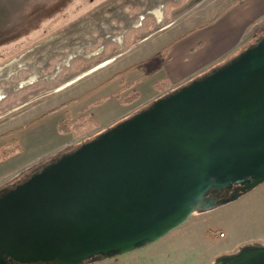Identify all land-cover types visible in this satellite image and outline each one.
Segmentation results:
<instances>
[{
	"label": "water",
	"instance_id": "obj_1",
	"mask_svg": "<svg viewBox=\"0 0 264 264\" xmlns=\"http://www.w3.org/2000/svg\"><path fill=\"white\" fill-rule=\"evenodd\" d=\"M264 182V37L0 192V264H84ZM210 264H264V243Z\"/></svg>",
	"mask_w": 264,
	"mask_h": 264
},
{
	"label": "rangeland",
	"instance_id": "obj_2",
	"mask_svg": "<svg viewBox=\"0 0 264 264\" xmlns=\"http://www.w3.org/2000/svg\"><path fill=\"white\" fill-rule=\"evenodd\" d=\"M238 2L0 0V149L12 138L8 147L19 146L0 160V192L101 133L90 136L120 106L97 99L107 100L117 89L131 95L135 89L136 102L165 86L158 65L169 43L188 31L205 30ZM237 37L227 59L264 37V14ZM136 77L145 79L126 89ZM146 104H133L130 114ZM68 113L79 125L60 132L58 124ZM70 141L72 146H64ZM253 243H264V182L226 205L194 213L154 242L84 264H210Z\"/></svg>",
	"mask_w": 264,
	"mask_h": 264
},
{
	"label": "crops",
	"instance_id": "obj_3",
	"mask_svg": "<svg viewBox=\"0 0 264 264\" xmlns=\"http://www.w3.org/2000/svg\"><path fill=\"white\" fill-rule=\"evenodd\" d=\"M262 14H264V0H240V2L236 3L223 15L224 17L222 16L218 22L212 23L211 26L208 25L209 27L207 26L208 28H205V30L195 31L194 29L174 38L169 43L166 57L164 55L158 65V70L163 71V77L167 82L166 85L152 90L146 97H140L138 101L146 100V103L150 104L158 97L220 65L221 62H224L230 56L228 52L235 46L234 44L238 38L237 35L241 32L243 26L249 24L252 19ZM136 78V81H130L129 84L138 82V85L145 79L142 77ZM106 81L97 84L92 91L95 92L102 88ZM118 91L119 89L112 91L108 95L107 100H96L97 103L102 104L112 100L111 103H116L120 108L118 111L112 113L110 119L100 123L95 132L91 131L90 136L106 130L113 126L114 123L132 114H130V108L138 101L132 104L128 103L129 105L124 104L116 95ZM84 114H86V111L81 113V115ZM72 144H74V141L67 142L64 146H72Z\"/></svg>",
	"mask_w": 264,
	"mask_h": 264
},
{
	"label": "flooded vegetation",
	"instance_id": "obj_4",
	"mask_svg": "<svg viewBox=\"0 0 264 264\" xmlns=\"http://www.w3.org/2000/svg\"><path fill=\"white\" fill-rule=\"evenodd\" d=\"M7 134H10L9 132ZM248 190H242L236 187L233 188H226V189H222L219 190L217 192L214 193H209L207 195V200L211 199L214 201V207H212L209 210H213L215 208H218L220 206L226 205L238 198H240L241 196H243ZM204 212V211H201ZM201 212H196V213H201ZM120 254L118 253H114L113 255L104 258L101 255H96L91 257L90 259L86 260L85 263H92V262H97L100 260H107V259H112V258H116L118 257ZM1 264H19L16 261L10 259V258H6L5 261ZM34 264H44V263H34Z\"/></svg>",
	"mask_w": 264,
	"mask_h": 264
},
{
	"label": "trees",
	"instance_id": "obj_5",
	"mask_svg": "<svg viewBox=\"0 0 264 264\" xmlns=\"http://www.w3.org/2000/svg\"><path fill=\"white\" fill-rule=\"evenodd\" d=\"M258 40V39H257ZM256 40V41H257ZM132 67V66H131ZM141 78V77H140ZM133 83H128L125 84L126 89H132L133 88ZM132 94L131 95H120V91L117 92V97L120 99V101L124 104L127 103H132L138 98V94L135 89H132ZM79 125V121L72 117L70 114H68L64 119H62L59 124L58 128L60 132H68L72 130L73 128H76ZM14 130L10 131L9 133L13 132ZM15 142L14 138L11 139V141L3 148L0 149V160L9 156L11 153H13L15 150L19 149L18 145H15L13 148H10L8 146H11Z\"/></svg>",
	"mask_w": 264,
	"mask_h": 264
}]
</instances>
